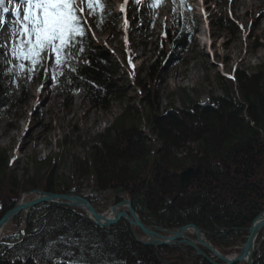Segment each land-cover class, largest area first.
I'll return each mask as SVG.
<instances>
[{"label":"trees","instance_id":"16d2710c","mask_svg":"<svg viewBox=\"0 0 264 264\" xmlns=\"http://www.w3.org/2000/svg\"><path fill=\"white\" fill-rule=\"evenodd\" d=\"M187 9L183 4L176 6L172 26L161 43L164 58L187 41L186 24L192 19ZM116 24L114 20L113 27ZM84 45L86 50L76 63L77 72L65 76L64 87L70 98L82 91L85 98L107 109L115 98H125L126 87L108 50L94 47L90 38H85ZM158 62L159 59L153 61L149 70ZM255 69L249 75L236 71L233 78H224L223 94L212 95L205 103L184 88L181 108L171 106L159 113L154 103L153 112L126 107L96 137L95 150L89 151L83 161L75 159L80 162L79 170L86 166L81 175L92 179V187L102 190L125 187L147 224L173 228L194 221L219 251H239L236 246L245 243L250 224L264 210V64ZM150 74L155 81L157 75ZM137 83L143 98L150 96L153 102L151 92H145L146 86L139 79ZM4 95L0 85V109L6 104ZM143 124L149 132L157 133L162 145H151ZM189 142L197 143V152L188 150L179 157L176 149L185 148ZM10 162L7 149L0 147V218L15 207L22 190H81L74 178L58 182L63 154L33 161L36 173L30 177L27 189L6 170ZM191 165H198L201 174L190 193L179 185L171 191L164 186L170 176L178 178L179 171ZM153 202L158 205L153 206ZM84 214L75 207L41 203L30 211L25 230L19 228L18 216V232L13 230L1 237L0 264H97L82 256L67 255L95 245L101 256L98 264H162L155 257L156 249L136 241L126 221L105 228ZM196 260L198 264H213L202 256ZM254 264H264V241L257 248Z\"/></svg>","mask_w":264,"mask_h":264},{"label":"rangeland","instance_id":"374dc122","mask_svg":"<svg viewBox=\"0 0 264 264\" xmlns=\"http://www.w3.org/2000/svg\"><path fill=\"white\" fill-rule=\"evenodd\" d=\"M202 1L188 0L193 5V15L198 20L199 33L187 36V46L174 49L167 58L161 56L160 48L162 35L171 21L170 2L165 3L162 0L158 6L151 7V0H141L138 4L139 13H135V2L130 0L129 14L125 18L119 12V5L124 4V0H105L104 12L107 15L99 27L95 25V17H87V6L84 5L86 28L91 27L89 34L92 45L103 46L108 50L111 60L118 65L119 74L126 87L125 98H115L107 109L84 98L81 92L72 94L70 98L68 90L64 87V76L53 83L58 96L55 94L52 97L53 94L49 92L51 97L46 102L41 97L42 88L52 82L43 70L33 72V78L28 80L20 72H16L15 75L10 73L8 68L12 65H6L4 56L0 57V85L4 87L7 105L0 109V147L7 149L11 162L6 170L12 173L20 186L27 189L30 177L35 175L33 161L49 155L56 158L58 154L61 156L63 154L64 162L59 166L61 168L56 176L58 182L62 183L63 178L70 181L74 178V184L81 188L77 193L88 195L92 179L81 175L86 166H81L79 170L80 162L75 159L83 161L89 151L95 150L96 137L104 133L105 128L112 125L115 119L124 113L126 107L136 106L147 112H153L155 107L159 113H164L171 106L181 108L184 88L192 90V97L205 103L212 95L223 94L225 84L223 79L227 75L236 71L249 75L254 73L260 64H264V0H245L248 3L246 7L241 5V0H207L208 7H204L207 18L202 14L204 12ZM251 5L255 6L254 11L247 12ZM113 17L118 19V25L114 27ZM125 19L128 21L127 25ZM14 23V18H6L0 28H6L7 24L12 27ZM206 23H209L208 27ZM142 26L144 30H140ZM149 29L152 33L146 39ZM0 42L9 43V38L1 35ZM156 59H159L158 64L149 70ZM15 63L13 61V64ZM150 73L157 75L155 81ZM136 79L146 86L147 94L151 92L153 102L150 101V96L148 99L143 98L142 87ZM33 128L35 131L32 135L36 140L32 144H25L26 134ZM142 130L145 134L148 133L153 147L162 145L156 132H149L144 124ZM39 133L43 134L42 138L38 137ZM196 147L197 143L189 142L185 148H177L176 152L179 157H183L188 150L196 153ZM178 185L180 187L179 177L170 176L164 181V186L168 187L169 191ZM28 191H21L22 194L25 193L23 197L25 196L26 200L32 197ZM103 192L105 193L96 195V199V196H88L95 200V203H100L103 212L108 213L109 205L114 203L113 192L112 190ZM125 196L127 197L126 194ZM152 205L158 204L153 202ZM17 220L11 221L7 233L13 230L18 232L19 228L23 229V226H26L23 213L20 215L18 229L15 226ZM136 232L139 237L143 236L140 231ZM94 248L83 247L69 251L67 255L72 258L82 256L98 264L101 256L96 245ZM167 248L155 247L154 250L158 249L159 254L176 251L186 257L189 256V252L192 255L196 254L194 248L188 251L191 247ZM196 263L194 256L190 264Z\"/></svg>","mask_w":264,"mask_h":264},{"label":"snow or ice","instance_id":"6c2138e0","mask_svg":"<svg viewBox=\"0 0 264 264\" xmlns=\"http://www.w3.org/2000/svg\"><path fill=\"white\" fill-rule=\"evenodd\" d=\"M135 3L140 4L141 0ZM160 3L162 0H151L150 6ZM172 3L175 13V6L182 5L184 0H172ZM85 4L87 17H95V25L99 27L107 15L105 0H79V3L77 0H0V25L8 14L15 21L9 30V43L0 44V55L4 56L6 65H12L8 71L13 75L20 72L31 80L33 72L43 70L52 83L68 73H76V63L86 50L84 40L91 31L90 26L86 28ZM187 10L191 11L190 6ZM120 11L124 13L125 8L121 6Z\"/></svg>","mask_w":264,"mask_h":264},{"label":"water","instance_id":"95a60500","mask_svg":"<svg viewBox=\"0 0 264 264\" xmlns=\"http://www.w3.org/2000/svg\"><path fill=\"white\" fill-rule=\"evenodd\" d=\"M197 168L188 167L185 170L181 171L180 182L181 190H186L187 187L191 185L194 181L195 176L197 175ZM90 194H99V188H90ZM126 192L125 187H120L115 190L114 198L116 199L115 204L111 205L109 209L111 210V215L106 216L105 213L96 208L91 200L87 197H83L79 194H70V193H58L55 191H46L42 189H32L29 191L30 194H33L34 197L28 201H19L17 205L6 211L4 216L0 219V234L2 233L4 227L9 224V222L16 217L19 213L23 212L25 214V222H28L29 212L35 206L40 205V203H57L61 206L67 205L70 207H79L88 213V217L96 225L102 227H109L110 225H115L120 222L121 219H125L128 223L140 229L141 232L145 234L143 239L137 237L136 240L139 243L149 245V246H186L193 247L198 256H203L208 259L209 262L214 264H235V263H246L253 264L254 255L256 253V242L257 237L261 232L264 231V210L261 211L255 219L252 221L248 228V235L246 236V241L241 245V251L235 252L234 255L221 254L209 240H207L203 229L200 228L195 222H188L186 225L178 226L177 228H162L154 227L153 225H146L144 220H141L139 213L134 208L132 200L124 198V200L117 203V197L120 193ZM125 206V209L121 207ZM164 232L166 234H163ZM189 232H192L195 236L192 237L189 235ZM263 239V238H262ZM262 239L259 243L262 242ZM201 246L206 247L209 251L213 252L217 259L221 260L223 263L215 261L211 258ZM158 259L164 264H173L170 260H165L161 257ZM181 259H184V255H181Z\"/></svg>","mask_w":264,"mask_h":264},{"label":"bare ground","instance_id":"6f19581e","mask_svg":"<svg viewBox=\"0 0 264 264\" xmlns=\"http://www.w3.org/2000/svg\"><path fill=\"white\" fill-rule=\"evenodd\" d=\"M242 1V3H241V5H243L244 7H246V4H248L247 3V1H245V0H241ZM254 9H255V6H253V5H251L250 6V8H248L247 9V12H253L254 11ZM155 14H153V16H154ZM155 17V16H154ZM140 30H144V26H142L141 28H140ZM150 30V29H149ZM148 30V31H149ZM152 30H150L149 31V33L146 35V39L147 38H149L150 36H151V32ZM166 72H167V70H166ZM168 73V72H167ZM43 90H42V95H41V97L43 98V100H45L46 102L48 101V99H50V95H49V92H51L53 95H52V97H54V95L56 94V96H58V93L55 91V86H54V84L53 83H50V85L49 86H43V88H42ZM40 122H42V120H40ZM39 122V123H40ZM33 131H35V128H33V129H31L30 131H28V133L26 134L27 136H26V139H25V144L26 143H28V145L29 144H32V142H34L36 139L33 137V135H32V132ZM38 137L39 138H42L43 137V134H41V133H39L38 134ZM22 201L23 202H25L26 201V198L25 197H23V199H22ZM103 212V211H102ZM111 215V211H109L108 213L106 212V216L108 217V216H110ZM86 217H88V214L86 213ZM16 226V225H15ZM9 226H8V224L4 227V229H3V231H2V233L0 234V238L4 235V234H7V232H6V230H7V228H8ZM11 229V228H10ZM9 230V229H8ZM2 239V238H1ZM242 264H245L244 262H242Z\"/></svg>","mask_w":264,"mask_h":264},{"label":"flooded vegetation","instance_id":"af4514ba","mask_svg":"<svg viewBox=\"0 0 264 264\" xmlns=\"http://www.w3.org/2000/svg\"><path fill=\"white\" fill-rule=\"evenodd\" d=\"M201 172V169H199V167L197 168V175L195 176V179H194V181L191 183V185L188 187V189H187V191L190 193L191 192V189H193L194 187H196L197 186V181L199 182L200 181V173ZM217 172H218V174H220V170H217ZM179 182H180V179H179ZM220 186H221V183H219V188H220ZM166 253V252H165ZM168 253V252H167ZM173 254H169V255H167V258L168 259H171V260H173L174 262H178V263H180V264H182L183 262H186L185 264H190L192 261H193V259H194V256L196 255H192V253L191 252H189L190 254H189V256L188 257H186V256H184V259H181V254H179V253H177L176 251H174V252H172ZM196 257V256H195ZM196 259H197V257H196ZM177 263V264H178ZM196 264H198V263H196Z\"/></svg>","mask_w":264,"mask_h":264}]
</instances>
